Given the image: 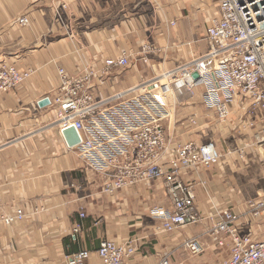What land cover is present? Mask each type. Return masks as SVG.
I'll use <instances>...</instances> for the list:
<instances>
[{"label":"crops","instance_id":"obj_1","mask_svg":"<svg viewBox=\"0 0 264 264\" xmlns=\"http://www.w3.org/2000/svg\"><path fill=\"white\" fill-rule=\"evenodd\" d=\"M216 7L217 0H70L67 9L56 10L48 0H0V64L33 69L24 83L0 91L1 202L26 213L18 223H0V264H63L67 255L83 249L91 252L84 264H100L95 251L105 238L134 243L137 250L128 264H159L162 254L169 264H219L228 256L206 234L207 219L170 233L157 229L159 221L148 210L171 206L162 182L103 192L105 175L84 170L66 136L50 123L58 67L69 73L96 70L127 51L129 66L94 77L95 93L105 97L149 78L153 67L203 56V35ZM22 15L29 18L23 27L16 22ZM145 44L155 50L144 52ZM43 98L48 102L40 104ZM185 111L197 112L195 129L187 132V123L179 124L180 114L186 115L177 106L176 117L166 122L169 137L213 141L223 154L211 167L185 175L196 182L199 211L230 207L240 215L263 181L259 156L200 104H188ZM76 224L80 229L73 234ZM246 224L242 232L249 230ZM189 236L200 239L202 252L193 255L183 248Z\"/></svg>","mask_w":264,"mask_h":264},{"label":"built area","instance_id":"obj_2","mask_svg":"<svg viewBox=\"0 0 264 264\" xmlns=\"http://www.w3.org/2000/svg\"><path fill=\"white\" fill-rule=\"evenodd\" d=\"M48 1L56 10L67 9L70 2ZM16 22L23 27L29 18L22 15ZM203 40L207 46L203 56L168 68L153 67L149 78L105 97L95 93L94 77L129 66L127 51L105 59L96 70L91 66L69 73L58 67L59 84L52 99L50 123L56 124L61 134L74 128L78 142L67 146L74 150L84 170L105 175L103 192L113 194L154 180L162 182L171 206L148 210V216L159 221V231L170 233L207 219L206 234L216 247L228 251L219 264H264V190L245 202L240 215L230 207L215 208L210 213L199 211L196 182L185 175L211 167L222 151L213 141H175L166 127L179 106L186 115L183 118L180 114L179 124L187 123V132L195 129L197 112L188 114L185 107L198 103L218 124L229 126L250 153H257L264 170V0H217ZM143 49L146 53L155 50L148 44ZM32 72L29 65L1 63L0 91L13 90ZM199 183L206 186L203 179ZM25 216L22 207L2 204L0 193V223L12 225ZM240 216L247 219L240 220ZM246 223L249 230L242 232ZM79 229L76 224L73 234ZM182 246L193 255L203 250L196 236L187 237ZM136 250L134 243L105 238L95 252L100 264H128ZM90 256L91 252L83 249L67 255L63 264H84ZM159 264H169L166 254Z\"/></svg>","mask_w":264,"mask_h":264},{"label":"water","instance_id":"obj_3","mask_svg":"<svg viewBox=\"0 0 264 264\" xmlns=\"http://www.w3.org/2000/svg\"><path fill=\"white\" fill-rule=\"evenodd\" d=\"M193 77H197V73H193ZM47 102H48V98H43L42 101L40 102V104L47 103ZM68 133H72L73 134L71 138L67 137ZM63 134L66 136V140H67L69 145H73V144L78 142V136H77L74 128L69 127L67 129H65L63 131Z\"/></svg>","mask_w":264,"mask_h":264},{"label":"rangeland","instance_id":"obj_4","mask_svg":"<svg viewBox=\"0 0 264 264\" xmlns=\"http://www.w3.org/2000/svg\"><path fill=\"white\" fill-rule=\"evenodd\" d=\"M249 178H250V181H251L252 183H254V182H253V178H255V176H251V177H249ZM263 190H264V176H263L262 184H261L260 186H258V189L256 190V192H254L253 196L251 195V198L257 196V194H258V193H261Z\"/></svg>","mask_w":264,"mask_h":264}]
</instances>
